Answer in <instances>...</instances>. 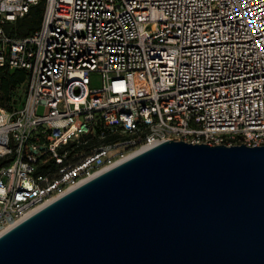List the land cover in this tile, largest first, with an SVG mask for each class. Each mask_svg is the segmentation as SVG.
Masks as SVG:
<instances>
[{
	"label": "built area",
	"instance_id": "1",
	"mask_svg": "<svg viewBox=\"0 0 264 264\" xmlns=\"http://www.w3.org/2000/svg\"><path fill=\"white\" fill-rule=\"evenodd\" d=\"M5 68L27 75L0 105V235L142 148L264 145V0H0Z\"/></svg>",
	"mask_w": 264,
	"mask_h": 264
},
{
	"label": "water",
	"instance_id": "2",
	"mask_svg": "<svg viewBox=\"0 0 264 264\" xmlns=\"http://www.w3.org/2000/svg\"><path fill=\"white\" fill-rule=\"evenodd\" d=\"M0 264H264V145L143 150L2 233Z\"/></svg>",
	"mask_w": 264,
	"mask_h": 264
},
{
	"label": "trees",
	"instance_id": "3",
	"mask_svg": "<svg viewBox=\"0 0 264 264\" xmlns=\"http://www.w3.org/2000/svg\"><path fill=\"white\" fill-rule=\"evenodd\" d=\"M43 13V5L33 6L30 12L17 20L15 28L16 35L25 37L32 34L40 27ZM27 72L23 69L10 70L3 69L0 72V105L6 108H11V103L15 102L18 89L26 79Z\"/></svg>",
	"mask_w": 264,
	"mask_h": 264
},
{
	"label": "rangeland",
	"instance_id": "4",
	"mask_svg": "<svg viewBox=\"0 0 264 264\" xmlns=\"http://www.w3.org/2000/svg\"><path fill=\"white\" fill-rule=\"evenodd\" d=\"M91 87L92 88L102 87V76L100 74L98 73L91 74ZM48 112L49 109L44 106H40L38 108V115L45 116L48 114Z\"/></svg>",
	"mask_w": 264,
	"mask_h": 264
},
{
	"label": "bare ground",
	"instance_id": "5",
	"mask_svg": "<svg viewBox=\"0 0 264 264\" xmlns=\"http://www.w3.org/2000/svg\"><path fill=\"white\" fill-rule=\"evenodd\" d=\"M143 150H145V148H142L141 150H138L137 152H135L133 155H135V154H137V153H139V152H142ZM132 155V156H133ZM131 157V156H130Z\"/></svg>",
	"mask_w": 264,
	"mask_h": 264
}]
</instances>
